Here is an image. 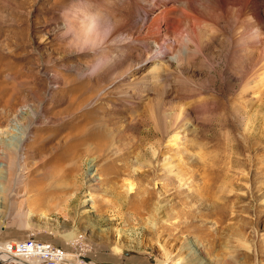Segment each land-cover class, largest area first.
I'll return each mask as SVG.
<instances>
[{
  "label": "rangeland",
  "instance_id": "rangeland-1",
  "mask_svg": "<svg viewBox=\"0 0 264 264\" xmlns=\"http://www.w3.org/2000/svg\"><path fill=\"white\" fill-rule=\"evenodd\" d=\"M242 1L227 7L236 11ZM68 2L0 0V162L11 156L16 133L34 121L21 151L23 180L0 198V244L47 242L65 254L61 264H264V58L240 61L232 43L242 28L207 7L217 26L205 23L214 31L191 20L193 34L201 35L180 44L194 56L188 52L168 70L158 63L137 72L142 60L131 59L118 70L130 69L126 81L105 78L90 92L85 57L62 43ZM255 2L264 35V0ZM245 4L237 15L253 21L252 2ZM156 72L163 82L141 94L128 89L132 105L120 101L124 84L140 75L152 82ZM63 79L86 87L67 88ZM253 89L261 96L252 102ZM110 119L127 126L121 143L130 146L118 151L115 135L98 148L96 135H105L101 124L113 127ZM78 149L95 160L100 187L91 196L82 184L84 169L76 170L80 162L70 164ZM126 181L133 194L125 192ZM6 187L0 177L4 193ZM18 213H27V227Z\"/></svg>",
  "mask_w": 264,
  "mask_h": 264
},
{
  "label": "bare ground",
  "instance_id": "bare-ground-1",
  "mask_svg": "<svg viewBox=\"0 0 264 264\" xmlns=\"http://www.w3.org/2000/svg\"><path fill=\"white\" fill-rule=\"evenodd\" d=\"M239 1L240 0H238V2ZM244 1L247 4L252 2V8H250V9H251V12L253 15V19H254L253 21L248 20V18L246 19V17L245 18L242 17V19H240V17H239V15L242 13L241 11L243 9V6L245 7V5H246L244 3ZM229 2L227 0H93V4H94L95 9H98V10L102 11L103 13H105L106 16L111 18V20L116 25L115 31L112 33V35L115 37V39L112 41V44L114 46L113 52L114 51L116 52V53L114 52V54H113V57L115 59V63L107 72L103 73L102 75L92 76L88 71L83 70L82 74H84V75L86 74L88 76L87 79L90 80L89 82H92L87 87L85 84L78 86L77 84L79 81L77 82L75 79H73L70 82L65 81L63 79V83L67 84V85L71 84V85H68V86L66 85V86H67V88L73 87V89L74 88H80L81 86H84V87H86V89L88 91L91 92L92 90H94L95 88L100 86V83H102L105 78H109V79H116L117 78V80H119V82L126 81L128 78V70H130V69L127 68V69H125V71H122V72H119L118 70H119V67L123 68L124 64H128L129 62H131V59H141L142 60V61L140 60L141 62L135 66L136 72L138 70L140 71L142 68H144L147 65L155 66L158 63L159 64L165 63L166 64L165 70L166 69L168 70L171 67H178V65L180 64V61L183 58H185V57L189 58V57H187V53L190 51L187 47V50H189L187 52L186 47L185 48L183 46L181 47L180 44L182 42H185V43L187 42V44H188V42L192 41L193 39L194 40L199 39L201 34H199L198 31H197V33L199 35H196V33L193 34L195 32V30L192 31L191 26L193 27L194 21H195L194 23H196V22L198 23V21H200V20H204V23L206 22L205 20H210V22H212V24H215L214 27L217 26L216 25L217 22H213V21H216V19L222 20L223 23H226V24H229L230 21H232V20L236 21L237 26L239 28L240 27L242 28V32H241V34H238L236 37H234V41H233L232 45H234L233 49H235V51L238 52L240 61L243 62V60H247V61L249 60V62H250L251 60H253L256 57V56L254 57L255 54H257L258 59L264 58V35L262 33L263 26H261V19H260V13L261 12L259 13V9H258V6H257L255 0H243L242 1L243 2L242 7L239 6L242 9H239V7H238L239 12H237L238 11L237 7H236V9H237L236 11H234V10L232 11L231 9H229V8L233 7V5L230 6L229 8L227 7L230 4H234L236 1L234 0V3L231 1H229ZM238 2H236L235 4H238ZM240 3H239V5H240ZM243 4H245V5H243ZM207 7H209V10L211 8L214 11V13H215L214 9H216V13H215L216 19H215V17L212 18V15L214 16L215 14L208 12L209 10H206ZM217 10H220L219 11L220 13L218 12L219 14L217 13ZM77 11H79V9L76 6L75 7L72 6L67 11V13H66L67 17H65L64 23H62V25H63V28L61 29L62 30L61 31V37L62 38L67 37L69 35V30H70L69 29V21H68L69 15L74 14ZM213 11H211V12H213ZM237 13H239V15H237ZM244 14H246V13H244ZM145 15H147V16L149 15V18L145 22H143ZM139 18H141L142 21H139L138 20ZM249 19H251V18H249ZM191 20H194V21L191 22ZM161 24L166 27L165 28V31H166L165 34H163L161 32L162 31V29L160 28ZM205 24H207V23H205ZM212 24H209V26L207 24V26L213 32L215 28L212 27ZM210 25H211V27H210ZM194 29H195V26H194ZM219 30H216V31H219ZM211 34L215 35L216 33L214 32ZM195 35H196V37H198V36L199 37L194 38ZM202 37H205V36L202 35ZM194 46H195V44H194ZM70 47H71V45H70ZM146 49H147V51H146ZM75 51L81 52L82 50L77 48ZM190 54L193 55L192 52ZM263 71H264V69H263ZM262 75L263 76H261V77L259 76L260 86H261V82L262 83L264 82V73ZM53 79H58V77L54 76ZM162 80H163V76L158 74V73L152 75V82L150 80H148V77L145 78V77L140 75L137 79H134L133 81L129 82L128 84L122 83V84H124L123 91H118V94H119L118 97H119V99H121L120 101L127 103L128 105H132L134 103L133 102L134 100H133V97L131 96L132 94L127 93L128 89H130L132 91H136L138 94H141V92H146L145 89H147L148 86L151 85V87H154V86L158 85V83L160 84V82H163ZM149 82H151V83H149ZM257 83H258V81H257ZM72 85H75V86H72ZM254 87L256 88L257 86H254ZM148 88H150V87H148ZM256 89H253V91H251V93L248 94L249 98H250L249 100L252 102L257 101L259 98L258 96L260 95V94L258 95L259 92H257ZM83 99H85V97ZM36 112H37V110L33 112V117L36 116ZM148 119L153 122L155 129H156V127L158 130L162 129V127H161L162 124H160V122L153 120L151 117H149ZM108 122L109 123L113 122V124H107L110 126L113 125L112 128H108L106 125L101 124V127L104 126V132H105L106 136L104 134H101L100 131H99V134L96 135L97 136V142L99 144L98 148L102 146V145H100L101 143L108 142L107 139H109V137H111V136L113 137L115 135L120 136L119 137L120 143L118 145H116V148L118 151L120 149H122L123 146H130V143L128 141H124L125 143L123 142V144L121 143L123 141L122 140V133L124 132V129L127 126H125V127L118 126V123L114 122V120H112V119H110ZM33 125H34L33 119H29L27 121V123L25 125H23V127L19 130V132L16 133L18 135L13 138L14 144H13V147L8 151V153L11 154V156H9V157L7 156L8 157V161H6L7 163L4 164L3 162H0V172L2 169H5L4 166H6L5 173L1 172V175H0L1 182H3V181L7 182V187H6L5 193H4V189L0 188V196H1L0 198L2 200L4 198H9L11 196L12 192H14V187H16L18 184H20L23 180L21 177L22 176L21 171L23 169V168H21L22 164H23L22 163L23 160L21 159V151H22L23 144L25 143V140H27L28 135L30 134L31 128H33L32 127ZM95 127H97V126L95 125ZM101 127H97V128L101 129ZM13 132H15V130ZM112 132H115V134L112 135ZM91 137L94 138V136H91ZM86 139H89V135H87V134H86ZM170 139L172 142L175 141L176 135H173ZM11 142H13V141H11ZM109 144H110V149H112L115 146V144H111V142ZM173 144H174V142H173ZM7 149H5V150H7ZM129 149H132V148H129ZM154 149H156V148H154ZM87 152L88 151L84 152L81 149H78L74 155L73 162L70 161V164L71 163L73 164L74 162H76V160H77V162H80V163H77L76 170L82 171L84 169V171H82V174H83L82 184L84 185L85 191L88 192L89 196H91L92 192L93 191L95 192L94 189L99 188L100 184H99V178H96L94 175V172H93L94 171L93 166H94L95 160L89 159V158L86 159L87 158V155H86ZM152 155H153V157L156 155L155 150L152 151ZM148 159H149V157H148ZM74 167L71 169L74 170L75 169ZM164 167H166V171L168 170L169 173L172 172V170H171L172 168L169 167V165H167V163L165 166H163V168ZM151 169H153V168H151ZM145 173L143 174V172H142L143 176H145ZM77 174H78V172L76 173V177H77ZM76 177H75V180L78 181V178L80 176L78 178H76ZM126 182L127 183L125 185V192L129 193V194H133L135 192L134 184H132V182H130V181H126ZM3 187H4V185H3ZM43 192H45V191L44 190L41 191V193H43ZM144 201H146V200H144ZM76 207H77V204H76ZM11 209H12V204H11ZM18 215H19L18 222L20 224H22L24 227H27L29 224V222L27 220H25L27 213H18ZM90 220H92L91 216H89V221ZM1 221H2V219H0V222ZM89 224H91V223H89ZM1 227H3V224L0 225V230H1ZM62 237L67 242L72 241V237H71L70 233L63 234ZM9 244H11V243H9ZM1 246L4 248L5 244H0V248H1ZM118 250L119 249L117 247H114V249H113V251H115V252H117ZM64 255L65 254L62 252L61 263L64 262V258H63ZM9 258L16 260L12 257H8L5 252L3 253L2 256L0 254V263H3L5 261L3 264H7L8 262L12 261ZM19 262L21 264H38L35 261V259H28V258L20 259ZM69 264H72V263H69ZM76 264H78V263H76Z\"/></svg>",
  "mask_w": 264,
  "mask_h": 264
},
{
  "label": "clouds",
  "instance_id": "clouds-1",
  "mask_svg": "<svg viewBox=\"0 0 264 264\" xmlns=\"http://www.w3.org/2000/svg\"><path fill=\"white\" fill-rule=\"evenodd\" d=\"M73 4L79 11L68 17L70 30L63 38L64 48L66 51L81 49L80 55L86 59L84 70L92 76L102 75L115 63L112 33L116 25L105 13L95 9L93 0H69L68 7Z\"/></svg>",
  "mask_w": 264,
  "mask_h": 264
},
{
  "label": "built area",
  "instance_id": "built-area-1",
  "mask_svg": "<svg viewBox=\"0 0 264 264\" xmlns=\"http://www.w3.org/2000/svg\"><path fill=\"white\" fill-rule=\"evenodd\" d=\"M4 252L8 257L16 259L9 258L12 261L7 264H21L19 260L25 258L35 259L38 264H60L62 261V251L59 248L47 242L29 239L6 244L4 246Z\"/></svg>",
  "mask_w": 264,
  "mask_h": 264
}]
</instances>
